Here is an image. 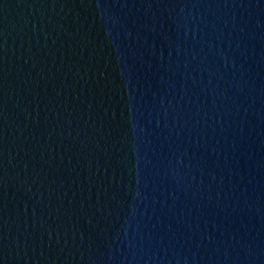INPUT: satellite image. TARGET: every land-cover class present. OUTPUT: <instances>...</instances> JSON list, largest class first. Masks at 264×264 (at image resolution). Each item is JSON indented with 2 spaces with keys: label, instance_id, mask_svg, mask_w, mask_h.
Returning <instances> with one entry per match:
<instances>
[{
  "label": "water",
  "instance_id": "obj_1",
  "mask_svg": "<svg viewBox=\"0 0 264 264\" xmlns=\"http://www.w3.org/2000/svg\"><path fill=\"white\" fill-rule=\"evenodd\" d=\"M0 264H264V0H0Z\"/></svg>",
  "mask_w": 264,
  "mask_h": 264
}]
</instances>
